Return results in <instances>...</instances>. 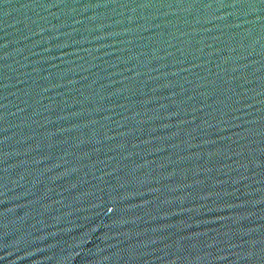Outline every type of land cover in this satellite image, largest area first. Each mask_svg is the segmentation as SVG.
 Listing matches in <instances>:
<instances>
[{"label": "water", "instance_id": "95a60500", "mask_svg": "<svg viewBox=\"0 0 264 264\" xmlns=\"http://www.w3.org/2000/svg\"><path fill=\"white\" fill-rule=\"evenodd\" d=\"M0 264H264V0H0Z\"/></svg>", "mask_w": 264, "mask_h": 264}]
</instances>
